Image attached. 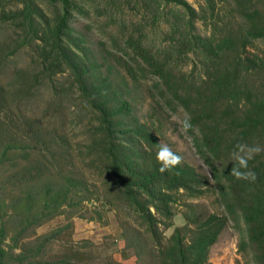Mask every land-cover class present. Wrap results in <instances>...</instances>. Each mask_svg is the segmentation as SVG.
I'll return each mask as SVG.
<instances>
[{
    "label": "trees",
    "instance_id": "1",
    "mask_svg": "<svg viewBox=\"0 0 264 264\" xmlns=\"http://www.w3.org/2000/svg\"><path fill=\"white\" fill-rule=\"evenodd\" d=\"M15 1L21 7L8 13L2 9V14L19 22L49 76L70 71L97 115V135L85 145L83 156L104 177V204L123 207L134 216L135 224L121 222V234L124 248L134 249L136 264H213L210 248L228 220L240 233L243 264H264V54L248 51L253 41L264 38V0H223L231 20L217 36L198 33L195 25L196 19L207 25L208 18L217 24L221 5L216 0H202L198 11L187 0H159L172 5L165 13V43L154 49L146 44V35L132 33L120 47L123 53L101 48L106 64L99 61L86 33L70 24L72 11L79 8L76 0H47L60 6L51 19L41 16L35 0ZM191 55L198 57V75L183 69ZM112 60L132 82L151 80L147 94L157 106L182 109V122L187 116L191 124L182 127L209 166L211 179L182 160L170 172L159 171L156 153L162 143L132 113L131 86L123 75L115 81ZM16 74L26 76L23 71ZM34 79L29 77L30 83ZM11 110L8 89L0 85V168L5 176L0 180V264H71L69 255L52 261L42 257L71 225L42 234L34 227L72 206L74 196L89 188L68 173L50 180L56 148L66 160L71 155L68 146L38 145L40 128L27 117L17 122ZM237 145L261 148L247 166L255 180L233 175L231 153ZM9 163L12 169L4 173ZM6 182L15 194L5 192ZM209 195L215 196L220 213L200 216L196 204L188 202L186 222L165 237L174 204L183 197Z\"/></svg>",
    "mask_w": 264,
    "mask_h": 264
},
{
    "label": "rangeland",
    "instance_id": "2",
    "mask_svg": "<svg viewBox=\"0 0 264 264\" xmlns=\"http://www.w3.org/2000/svg\"><path fill=\"white\" fill-rule=\"evenodd\" d=\"M230 0H228L229 3ZM78 9L72 11L70 24L77 30L85 32L90 47L95 51L99 61L104 62L101 48L123 53L121 48L127 36L146 35V44L151 48L165 43L168 16L165 15L172 5L165 6L159 0H76ZM197 11L202 0H187ZM218 9L215 14L217 24L205 25L196 19V31L202 35H221L231 20L230 12L224 8L223 0H216ZM35 6L41 16H54L60 7L47 0H35ZM21 7L15 0H0V85L8 89V96L13 112V119L25 121L31 119L43 135L38 145H67L71 155L64 160L61 154L51 158L50 180H59L63 173L72 174L81 179L89 188L73 198L72 206H66L62 213L50 220L36 225L34 230L42 234L51 229L69 223L57 239L45 249L42 257L56 260L60 256H70L71 264H136L133 248H124L121 222L132 220L123 207L104 204L102 199L107 190L100 169L84 157L85 145L95 139L99 128L97 115L83 99L81 92L74 83L69 70L51 75L43 69L34 45L27 42L19 22L2 14ZM164 16H161V13ZM166 17V18H165ZM39 18V17H37ZM215 25V26H214ZM107 51V50H105ZM248 51L264 54V38L253 41ZM196 55H191L183 65L189 73L198 75L199 62ZM111 66L115 81L119 82L122 75L131 86L132 113L141 122L149 125L162 144H167L172 151L180 154L183 162L211 177L209 166L197 152L192 136L182 127L184 112L182 109L170 111L166 106H157L148 96L150 79L132 82L124 68ZM23 71L26 76L20 78L17 72ZM106 72V67H102ZM35 78L32 83L29 77ZM27 78V79H26ZM154 107L157 108L154 110ZM20 129V128H19ZM50 159V158H49ZM11 163L5 167L10 172ZM3 170L0 168V180L4 181ZM6 193L15 194L6 182ZM18 191V189H15ZM9 197V195H8ZM40 200H35L34 207ZM196 204L198 215L205 216L212 212H221V207L214 195L196 199L183 197L174 204L175 215L172 225L164 230L168 237L174 227L184 225V213L188 209L186 203ZM163 227V226H162ZM240 233L231 220L220 233L217 241L209 251V261L213 264H243L244 257L238 250Z\"/></svg>",
    "mask_w": 264,
    "mask_h": 264
},
{
    "label": "clouds",
    "instance_id": "3",
    "mask_svg": "<svg viewBox=\"0 0 264 264\" xmlns=\"http://www.w3.org/2000/svg\"><path fill=\"white\" fill-rule=\"evenodd\" d=\"M182 126L186 129L191 127L188 117L184 118ZM259 146L237 145L236 149L231 153V161L235 164L233 175L239 179L255 180V172L247 170L248 161L254 154L259 153ZM156 159L159 163V171L166 172L176 169L180 164L182 157L171 150L167 144H161L156 153Z\"/></svg>",
    "mask_w": 264,
    "mask_h": 264
}]
</instances>
